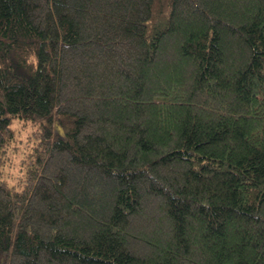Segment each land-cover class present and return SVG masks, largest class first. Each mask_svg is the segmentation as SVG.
I'll use <instances>...</instances> for the list:
<instances>
[{
	"label": "trees",
	"instance_id": "1",
	"mask_svg": "<svg viewBox=\"0 0 264 264\" xmlns=\"http://www.w3.org/2000/svg\"><path fill=\"white\" fill-rule=\"evenodd\" d=\"M0 264H264V0H0Z\"/></svg>",
	"mask_w": 264,
	"mask_h": 264
},
{
	"label": "water",
	"instance_id": "2",
	"mask_svg": "<svg viewBox=\"0 0 264 264\" xmlns=\"http://www.w3.org/2000/svg\"><path fill=\"white\" fill-rule=\"evenodd\" d=\"M57 123V122H56ZM57 135L63 137L64 136V131L63 128L60 126V124L57 123Z\"/></svg>",
	"mask_w": 264,
	"mask_h": 264
}]
</instances>
